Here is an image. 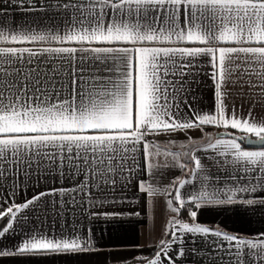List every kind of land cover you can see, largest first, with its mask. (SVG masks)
I'll list each match as a JSON object with an SVG mask.
<instances>
[{
    "label": "snow or ice",
    "instance_id": "1",
    "mask_svg": "<svg viewBox=\"0 0 264 264\" xmlns=\"http://www.w3.org/2000/svg\"><path fill=\"white\" fill-rule=\"evenodd\" d=\"M16 2L26 11L38 10L36 5L41 3L44 15L34 20L35 27L0 24V179L22 173L25 178L51 177L54 184L73 183L52 187L22 205L0 211V218L11 214L0 229V240L22 235L16 245L0 249V257L93 251L90 229L87 236L73 228L71 234L62 232L59 237L35 228L31 232L18 229L16 225H26L29 219L22 210L43 211L48 203L45 197H55L53 203L61 212L68 204L81 211L103 207L119 183L115 177L127 186L125 171H146L152 177L159 173L164 178L176 168L187 167L181 160L195 143L191 138L187 143L173 140L176 133L215 127L234 138L209 137L207 147L231 157L226 163L232 165L233 178L245 182L225 188L209 185L208 177L201 175V160L194 157L190 174L197 176L201 186L188 199L181 189L190 180H173L163 188L141 182L139 190L150 198L153 210L151 198L174 192L167 206L177 216L168 224L178 227L180 234L166 229L164 235L173 240H161L155 258L137 264H160L171 243L183 244L182 235L199 240L205 250L211 245L218 254L226 253L225 264H264V231L249 238L214 230L197 222L195 210L264 205V150L243 147L247 143L264 148V115L253 114L257 105L264 108V0ZM202 66H210V73ZM202 71L213 81L214 108L210 110L199 104L193 107L188 98L189 84L198 82L195 77ZM229 85L238 86L240 95L252 101L247 116L239 115L235 104L229 110ZM150 137L168 139L156 143ZM257 192L258 200L238 195ZM186 207L191 223L178 218ZM123 215L89 212L104 219ZM179 254H184L183 249Z\"/></svg>",
    "mask_w": 264,
    "mask_h": 264
},
{
    "label": "crops",
    "instance_id": "2",
    "mask_svg": "<svg viewBox=\"0 0 264 264\" xmlns=\"http://www.w3.org/2000/svg\"><path fill=\"white\" fill-rule=\"evenodd\" d=\"M28 7V6H25ZM36 11H26L21 7L16 0H0V24L5 27H18L20 24L32 25L35 27L34 20L44 15L41 3H37ZM51 15V13H49ZM58 19V18H57ZM52 21H44L51 23ZM29 46V45H24ZM31 47H36L32 45ZM210 73V66H202ZM198 82L190 83L191 92L188 93L189 102L196 107L204 110L214 108V88L213 81L210 75H206L203 71L195 77ZM229 97L227 104L229 110L235 104L237 113L242 116H247L252 101L248 97L241 96V89L237 86L233 88L228 86ZM197 97L196 101L191 98ZM184 111H187V106H184ZM254 115L259 117L264 115V108L259 105L254 109ZM233 132L234 135H239L235 130H227ZM207 133V135H205ZM234 138L226 134L223 128L205 127L204 132L188 131L187 133H176L173 140L181 143H187L191 138L195 146L190 145L189 156L183 157L181 163L187 167L184 170L176 168L167 173V176L161 178L159 173L155 177L150 176L146 171L140 174L139 170L129 173L125 171L122 175L127 180V186L124 187V181L120 177H115L119 183L115 186V190L109 193L108 202L103 207L95 209L87 208L86 211H81L80 207L68 204L63 212L60 211V206L54 204L55 197H45L48 201L43 205L44 210H22L29 217L26 225L23 223L16 225L19 229L23 227L25 231L31 232L33 228L41 232H46L49 236L53 233L57 237L63 232L65 235L72 233L73 228L82 236H87L89 229L93 240L94 250L79 254H43L38 256H14L0 257V264H137L138 260L145 258H155V253L160 251V241L165 240L171 242V235H164L165 230L177 231L178 227L173 229L168 221L177 216L167 206L168 200H174V192L171 196L161 192L154 198L155 208L149 204V197L139 190L141 182L153 184L156 187L163 188L169 185L173 180H190L191 184L186 185L181 189V192L188 199L190 193L200 188V181L196 175H192L191 170L195 167L193 157L201 160L203 165V173L208 177L207 184L213 185L216 188H225L237 186L245 181H237L232 175V165L226 163L231 157L219 156L214 149L208 148V138ZM156 143H161L167 140L168 137H161L157 140L156 137H150ZM214 143L215 140L213 139ZM185 149L184 151H189ZM245 150L257 151L264 149ZM174 151H181L179 148ZM236 176L242 173H236ZM73 181L64 180L53 183L51 177H41L33 174L27 178L22 173L15 175L9 174L5 178L0 179V211L6 212L7 207L12 205H22L27 200L32 199L34 195L42 191H48L52 187L71 186ZM15 186V187H14ZM179 184L177 183V187ZM111 188V186H106ZM93 189V194L96 193ZM172 192V189H168ZM241 199L261 198L257 193L238 194ZM66 199V198H65ZM113 199L117 201L113 203ZM179 207L178 203L173 205ZM189 207L195 208L189 204ZM87 207V205H85ZM198 213L197 222L204 226H210L214 230L226 231L229 234H241L244 237H253L264 231V205L255 204L252 206H241L240 204L230 206H208L200 209H195ZM118 212L123 213L121 217L112 219H104L103 216H89V212ZM20 216L21 213H17ZM11 214L0 218L2 225L0 229L7 225ZM184 222L191 223L189 212L184 218H180ZM15 224V220H13ZM183 244L179 242L171 243L168 253L160 261V264H225L229 259L226 253H217L211 245L205 250V245L197 240L193 242L192 237L181 236ZM22 235H8L0 240V249L10 248L20 242ZM183 249V255L180 251ZM195 249V251H193ZM223 255V261L220 256ZM171 257V260L167 259Z\"/></svg>",
    "mask_w": 264,
    "mask_h": 264
},
{
    "label": "trees",
    "instance_id": "3",
    "mask_svg": "<svg viewBox=\"0 0 264 264\" xmlns=\"http://www.w3.org/2000/svg\"><path fill=\"white\" fill-rule=\"evenodd\" d=\"M243 147H245L244 145H243ZM246 148V147H245ZM187 212H188V208L186 207V208H184L182 211H181V213L179 214V217L180 218H184L185 217V214H187ZM1 225H2V222H0V227H1ZM169 231V230H168ZM166 236H168V235H166Z\"/></svg>",
    "mask_w": 264,
    "mask_h": 264
},
{
    "label": "water",
    "instance_id": "4",
    "mask_svg": "<svg viewBox=\"0 0 264 264\" xmlns=\"http://www.w3.org/2000/svg\"><path fill=\"white\" fill-rule=\"evenodd\" d=\"M244 146L246 147V148H250V149H264V148H261V146H259V145H255V144H244Z\"/></svg>",
    "mask_w": 264,
    "mask_h": 264
}]
</instances>
